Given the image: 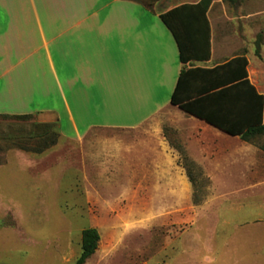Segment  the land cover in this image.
<instances>
[{
  "label": "rangeland",
  "instance_id": "obj_1",
  "mask_svg": "<svg viewBox=\"0 0 264 264\" xmlns=\"http://www.w3.org/2000/svg\"><path fill=\"white\" fill-rule=\"evenodd\" d=\"M258 3L246 1L237 9L219 3L212 8L214 45L229 41L230 47H222L227 57L239 37V51H254V31L261 28L264 35V16L244 17L258 9ZM248 57L251 64L258 61ZM35 122L0 118V264H74L81 255L82 231L88 228H96L101 240L86 264H264V171L244 167L255 163L254 154L255 159L263 157L264 136L251 142L247 162L234 157L231 169L205 176L192 159L201 161L202 154L222 148L238 156L242 145L237 138L205 132L197 127L200 121L173 109L156 116L141 135H156L161 128L180 164H195L201 192L194 198L193 187L180 207L164 208L174 203L153 197L160 195L155 194V177L133 179L124 168L118 175L107 174L89 165L94 163L89 156L85 166L78 146L65 148L61 138L42 155L22 151V143L36 146L35 141L19 140L42 132L34 129ZM90 136L100 141L99 153L104 147L116 149L119 161L128 158L140 165L138 173L149 172L153 145H131L132 136L109 130ZM129 147L133 152L127 154Z\"/></svg>",
  "mask_w": 264,
  "mask_h": 264
},
{
  "label": "crops",
  "instance_id": "obj_2",
  "mask_svg": "<svg viewBox=\"0 0 264 264\" xmlns=\"http://www.w3.org/2000/svg\"><path fill=\"white\" fill-rule=\"evenodd\" d=\"M200 1L159 0L149 9L137 0H0V114H31L40 123L58 122L61 145H77L85 166L89 156L94 162L89 165L100 167L107 174L118 175L124 168L125 175L133 179L155 177V194L160 195L153 197L158 202L172 199L174 204L164 208L180 207L182 197H187L193 184L163 130L158 128L156 135L142 136L146 125L165 110L173 109L192 121H200L197 127L205 132L228 135L171 104L182 71L212 69L245 56L249 81L264 96L261 28L254 31V51H239L240 37L229 57L222 48L230 47L226 39L215 48L210 13L216 4H224L223 0H214L208 12L211 58L181 64L177 43L160 15ZM246 1L251 0H241L232 8H240ZM255 1L260 5L245 14L247 20L264 16V0ZM259 36L262 40L258 56ZM249 54L258 59L255 64H251ZM103 130L132 136L131 145H153L149 172L138 173L140 165L128 158L124 163L119 161L116 149L104 147L99 153L97 147L101 143L90 135ZM234 138L242 145L238 156H231L229 148H222L218 153L211 150L202 154L201 161L192 159L203 170L202 175L214 176L212 171L231 169L234 157L247 162L251 142ZM86 150H90L89 154L84 153ZM132 152L129 147L127 154ZM256 155L255 163H245L244 167L264 171V154L261 159H255Z\"/></svg>",
  "mask_w": 264,
  "mask_h": 264
},
{
  "label": "trees",
  "instance_id": "obj_3",
  "mask_svg": "<svg viewBox=\"0 0 264 264\" xmlns=\"http://www.w3.org/2000/svg\"><path fill=\"white\" fill-rule=\"evenodd\" d=\"M152 9L159 0H137ZM214 0H201L197 4L178 6L160 18L172 33L179 50L181 64L205 62L211 58V27L208 12ZM231 7H237L241 0H223ZM261 36L256 43V54L260 55ZM249 62L245 56L235 57L212 69L191 68L183 70L171 104L183 112L207 122L230 136H239L245 142H253L264 136V96L257 93L248 78ZM255 113V117H253ZM1 119L18 122L34 120L31 114H0ZM33 132L27 138L19 140L35 141L36 146H19L22 151L42 155L55 147L61 131L58 122L33 124ZM260 149L264 152V146ZM195 164L186 162L188 177L193 184L195 197L199 199L200 188ZM101 236L96 228L82 231L81 255L74 264H86L96 253Z\"/></svg>",
  "mask_w": 264,
  "mask_h": 264
}]
</instances>
